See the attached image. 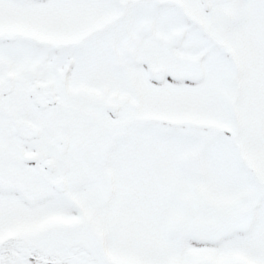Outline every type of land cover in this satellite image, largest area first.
I'll use <instances>...</instances> for the list:
<instances>
[{
  "label": "snow or ice",
  "instance_id": "snow-or-ice-1",
  "mask_svg": "<svg viewBox=\"0 0 264 264\" xmlns=\"http://www.w3.org/2000/svg\"><path fill=\"white\" fill-rule=\"evenodd\" d=\"M0 264H264V0H0Z\"/></svg>",
  "mask_w": 264,
  "mask_h": 264
}]
</instances>
